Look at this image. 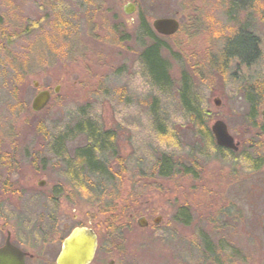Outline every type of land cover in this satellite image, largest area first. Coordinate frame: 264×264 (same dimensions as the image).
<instances>
[{
  "label": "rangeland",
  "instance_id": "obj_1",
  "mask_svg": "<svg viewBox=\"0 0 264 264\" xmlns=\"http://www.w3.org/2000/svg\"><path fill=\"white\" fill-rule=\"evenodd\" d=\"M128 4L136 5L132 15L124 12ZM140 16L161 40L173 81L168 92L142 63L152 41L138 40ZM160 18H176L180 31L158 35L152 22ZM244 28L263 52L245 74L222 63L225 47L233 53L253 40L237 36ZM257 79L264 88V0H0V247L9 230L12 243L33 255L27 263L42 264L66 233L53 235L54 223L95 227L104 236L116 216L131 232L119 239L124 254L106 260L162 264L163 251L201 260L189 246L195 240L200 247L206 236L214 264H264V133L248 125L243 97ZM184 84L202 110L200 124L181 102ZM41 90L52 98L34 113ZM218 120L242 142L238 153L215 148ZM82 123L115 136L103 160L114 178L81 170L77 156L88 143L78 136ZM249 143L261 147L246 149ZM164 155L177 172L163 178Z\"/></svg>",
  "mask_w": 264,
  "mask_h": 264
},
{
  "label": "trees",
  "instance_id": "obj_2",
  "mask_svg": "<svg viewBox=\"0 0 264 264\" xmlns=\"http://www.w3.org/2000/svg\"><path fill=\"white\" fill-rule=\"evenodd\" d=\"M250 29V28H249ZM248 28H244L237 34L239 37L240 35H245L247 37L252 38V41H244L241 42L237 48L234 49L233 53H229V51L225 49L222 52V63H224L223 67L228 65V59L235 65L236 67H247V70H249L248 67L254 66L255 62H257V53H258V40L257 36L255 34L251 33V31ZM138 40L143 41L144 37L151 39L152 43L150 46H148L141 55V60L145 68H147L150 77L153 80V83L159 87V89L163 92H168L173 88V81L171 79L170 75V68L169 64H167L166 60L163 59L162 54V46L159 41V39L155 36L153 31L149 29V26L147 25V22L143 16H140V26L139 30L137 32ZM259 55V54H258ZM259 57V56H258ZM259 59V58H258ZM259 80H256V83H248L247 86L243 87V97L251 106V115L246 118V121L249 126H251L253 129H257L261 135L264 133V127L262 128L260 126V123L258 121V106L264 102V88H263V82ZM251 82V81H250ZM249 84L253 85L252 87L249 86ZM256 87V88H255ZM180 97L181 102L184 106V109L191 117H196L198 119V123L200 124V120L203 117L202 110L199 108V106L193 102L190 91L188 90V87L180 86ZM205 130L209 129L205 128ZM78 136L79 135H85L88 143L87 145L82 148L83 153L82 155H78L77 159L79 164H82V171H86L89 174L97 175L102 174L103 176L110 177V179L114 178L109 169L106 167V164L103 160H105V151L111 150L109 146L106 143H109L113 140H115V136L113 135L111 130H106L105 132L100 131L97 128L96 124L92 123H82L78 126ZM210 132V131H209ZM246 149H252L256 151V149H260V144H247ZM242 147V146H241ZM215 148L218 150H223L222 148H219L217 145H215ZM241 150V148H240ZM113 152V150H112ZM231 154H236L234 152H231ZM112 158L116 159L120 166H122V163L118 160L119 157L115 156V154H112ZM102 160V162H101ZM251 160V159H250ZM253 164L255 162H252ZM256 164V163H255ZM257 168L261 167L260 165H255ZM158 175L160 177H169L177 172V168L173 165L171 162V159L167 157L166 155L161 156L158 160ZM174 168V169H173ZM113 208L116 206H112ZM111 210V214H114L116 210ZM183 224H188L189 222L185 220V218L181 219ZM111 229V226L108 228Z\"/></svg>",
  "mask_w": 264,
  "mask_h": 264
},
{
  "label": "water",
  "instance_id": "obj_3",
  "mask_svg": "<svg viewBox=\"0 0 264 264\" xmlns=\"http://www.w3.org/2000/svg\"><path fill=\"white\" fill-rule=\"evenodd\" d=\"M135 6L128 4L124 8L127 15L133 14ZM153 30L164 37H170L177 34L180 30V22L176 18H160L152 22ZM33 86L39 88V83L34 82ZM58 93V88L54 90ZM52 94L49 90H41L35 95L31 109L34 113L42 112L50 103ZM217 105L220 104L215 100ZM211 131L214 135L216 144L219 147L237 152L239 150V143L234 140L230 134L227 124L224 121H216ZM45 182H40L38 186L43 187ZM156 224L158 220L154 221ZM141 228L147 227V222L144 218L138 221ZM97 247V239L94 232L88 228H77L64 241L62 252L58 258V264H88L92 261ZM26 253L15 247L8 238L0 248V264H25Z\"/></svg>",
  "mask_w": 264,
  "mask_h": 264
},
{
  "label": "flooded vegetation",
  "instance_id": "obj_4",
  "mask_svg": "<svg viewBox=\"0 0 264 264\" xmlns=\"http://www.w3.org/2000/svg\"><path fill=\"white\" fill-rule=\"evenodd\" d=\"M135 8H136V5L134 4ZM135 12V11H134ZM134 14V13H133ZM132 15V14H131ZM140 18V17H139ZM257 40H258V53H257V59L258 61H260L262 59V48H261V41L260 39L257 37ZM259 54V55H258ZM259 56V57H258ZM259 58V59H258ZM257 61V62H258ZM255 62V64L257 63ZM230 67L233 66L234 68V71L237 72V71H241L240 73H243L245 74L244 71H246L247 67H236L235 65H233V63H231V61L228 59V63H227ZM254 64V65H255ZM249 69L251 67H248ZM243 71V72H242ZM258 80V79H257ZM260 81V84H261V80ZM258 81V82H259ZM250 87H252L253 85L249 84ZM246 86H244L245 88ZM254 87V86H253ZM256 88V87H255ZM245 100V99H244ZM246 102V100H245ZM247 104V108H248V113H247V116H250L251 115V106L248 102H246ZM260 116H261V127L263 128L264 127V106L261 107V110H260ZM250 133V131H248ZM245 134L243 135L241 138L243 141H245L247 135L249 134ZM234 140L239 143V151H240V148L242 146V142L239 141L238 139H236L234 137ZM229 151V150H228ZM238 151V152H239ZM5 186L6 183H5ZM4 186V190L8 189V187H5ZM6 190L3 192L4 194L6 193ZM7 195V193H6ZM54 199V198H52ZM115 215V214H113ZM177 218H178V221L181 219L179 218V215H177ZM176 218V220H177ZM110 219V226H111V229H106V232L104 234V236H102L100 233V231H97V228L95 227H86L90 230H92L96 236V239H97V247H96V250H95V253H94V256H93V259L90 263L88 264H127V263H124V262H121V261H115V260H106L105 257L107 256H117V255H122L124 254V251H123V243H119V239L123 236H126L128 235L127 233H130L131 230L130 229H127V226H118V218L116 216H111ZM156 220V219H155ZM154 220V221H155ZM153 221V224L154 225H157L155 222ZM58 222V221H57ZM58 226L62 227V229L64 231H61L62 229L58 228ZM139 226V225H138ZM54 229H53V235H55L54 232H56V234H60L62 232H66L64 235L60 236V239L56 242L55 239H53V241L51 242L53 245H56L57 244V247L54 246L53 247V250L51 251V253L54 255L53 257V260L52 261H46V260H43L42 261V264H58V258L62 252V248H63V243L64 241L72 234V232L77 229V228H82L84 227L83 225L82 226H75L73 227L72 229L70 228L69 229V224L65 221L61 222L59 225L55 224L54 223ZM147 227H148V223H147ZM146 227V228H147ZM141 228V227H140ZM146 228H141V229H146ZM66 229V230H65ZM195 231V230H194ZM193 231V232H194ZM184 232V231H182ZM185 233V232H184ZM164 235L162 236L163 238V241H167L166 237L167 235L165 233H163ZM177 235V234H176ZM184 235V234H183ZM175 236V235H174ZM196 236V235H195ZM10 238V242L12 243V235H11V232L9 230H7V238L6 240ZM6 242V241H5ZM56 242V244H55ZM5 244V243H4ZM13 244V243H12ZM14 246H16L15 244H13ZM164 246H167L164 245ZM214 246V245H213ZM212 246L210 240L208 237H204V236H201V244H200V247H198V245H196V242L195 240H193L191 242V245L189 247L193 248L194 249V257L197 259L198 257L201 258L198 259V260H192L190 262H187V260L185 261H182V260H179L178 257L176 258H173L171 256H168L167 253H165L164 251L161 253V257L163 259H161V263L162 264H207L208 262H210L211 264H214V253H215V248ZM17 247V246H16ZM224 247V246H223ZM222 247V252H225V249ZM19 248V247H18ZM20 249V248H19ZM23 251V250H22ZM24 252V251H23ZM26 253V259H25V264H28L27 263V260L30 258V259H33V255L31 254H28L27 252ZM55 253V254H54ZM199 254V255H198ZM227 255V254H226ZM103 258V259H102ZM216 264H234L235 262H229V261H221V262H218L216 261L215 262Z\"/></svg>",
  "mask_w": 264,
  "mask_h": 264
}]
</instances>
